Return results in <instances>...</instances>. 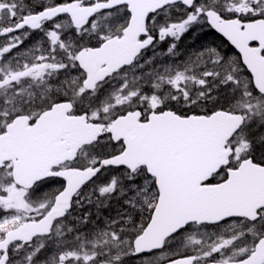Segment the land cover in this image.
I'll use <instances>...</instances> for the list:
<instances>
[{
	"label": "snow or ice",
	"instance_id": "obj_1",
	"mask_svg": "<svg viewBox=\"0 0 264 264\" xmlns=\"http://www.w3.org/2000/svg\"><path fill=\"white\" fill-rule=\"evenodd\" d=\"M133 259L264 264V0H0V264Z\"/></svg>",
	"mask_w": 264,
	"mask_h": 264
},
{
	"label": "flooded vegetation",
	"instance_id": "obj_2",
	"mask_svg": "<svg viewBox=\"0 0 264 264\" xmlns=\"http://www.w3.org/2000/svg\"><path fill=\"white\" fill-rule=\"evenodd\" d=\"M218 36V34H213L211 35V37H213V39H216V37ZM220 39H223V38H220ZM234 51V50H233Z\"/></svg>",
	"mask_w": 264,
	"mask_h": 264
},
{
	"label": "rangeland",
	"instance_id": "obj_3",
	"mask_svg": "<svg viewBox=\"0 0 264 264\" xmlns=\"http://www.w3.org/2000/svg\"><path fill=\"white\" fill-rule=\"evenodd\" d=\"M186 44H187V43H186ZM164 46H165V45H164ZM164 46H163V47H164ZM183 46H184V44H182V47H183ZM131 262H132V261H131Z\"/></svg>",
	"mask_w": 264,
	"mask_h": 264
}]
</instances>
